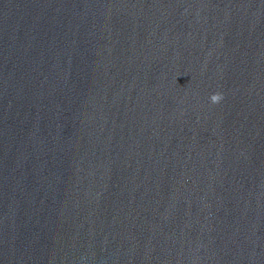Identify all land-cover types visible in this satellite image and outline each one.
I'll return each mask as SVG.
<instances>
[{
  "label": "water",
  "instance_id": "95a60500",
  "mask_svg": "<svg viewBox=\"0 0 264 264\" xmlns=\"http://www.w3.org/2000/svg\"><path fill=\"white\" fill-rule=\"evenodd\" d=\"M0 264H264V0H0Z\"/></svg>",
  "mask_w": 264,
  "mask_h": 264
},
{
  "label": "clouds",
  "instance_id": "9594fccd",
  "mask_svg": "<svg viewBox=\"0 0 264 264\" xmlns=\"http://www.w3.org/2000/svg\"><path fill=\"white\" fill-rule=\"evenodd\" d=\"M222 99H223V94L219 92L212 94L210 97L211 102L214 104L219 103Z\"/></svg>",
  "mask_w": 264,
  "mask_h": 264
}]
</instances>
